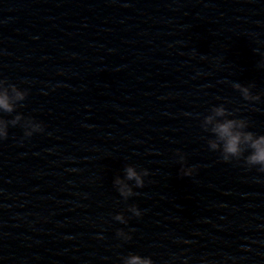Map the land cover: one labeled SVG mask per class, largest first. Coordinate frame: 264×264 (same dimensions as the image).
I'll list each match as a JSON object with an SVG mask.
<instances>
[{"label": "water", "instance_id": "water-1", "mask_svg": "<svg viewBox=\"0 0 264 264\" xmlns=\"http://www.w3.org/2000/svg\"><path fill=\"white\" fill-rule=\"evenodd\" d=\"M0 79L28 91L0 117L44 126L0 141V264H264V172L201 127L223 104L264 135V0H0Z\"/></svg>", "mask_w": 264, "mask_h": 264}, {"label": "clouds", "instance_id": "clouds-1", "mask_svg": "<svg viewBox=\"0 0 264 264\" xmlns=\"http://www.w3.org/2000/svg\"><path fill=\"white\" fill-rule=\"evenodd\" d=\"M232 87L240 92L243 99L250 102L260 100V95H254L251 89L254 85H242L233 83ZM28 91L21 90L15 84L9 83L5 79H0V112L11 114L16 111L18 104L26 99ZM22 106V105H21ZM234 113L225 108L223 104L213 106L210 113L203 117L201 127L210 132L214 139L207 141L208 147L212 151H219L225 162L232 160H244L247 167H257V170L264 172V135H257L252 131H248L249 123L245 119L230 118ZM21 124L24 128V137H31L34 133L43 132L44 126L34 121L31 117L25 118L22 114H16L11 120L0 117V141L7 139L9 125L16 126ZM247 153V155H245ZM180 161L183 163L185 157L182 153L177 152ZM195 167L182 168L183 176H192ZM124 177L116 176L113 183L119 195L127 201L128 198L139 195L134 192L133 188L144 187V177L149 175L147 169L137 171L133 165H127L124 169ZM129 181H133L130 184ZM135 217L142 215L141 210L132 205L127 209ZM116 221L126 224L125 216L116 214L113 217ZM117 236L125 240L131 239V236L124 233L123 230L117 231ZM123 264H154L150 257H142L138 254H129L122 258ZM202 264H209L203 261Z\"/></svg>", "mask_w": 264, "mask_h": 264}]
</instances>
